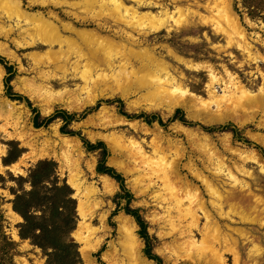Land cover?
<instances>
[{
  "label": "rangeland",
  "instance_id": "rangeland-1",
  "mask_svg": "<svg viewBox=\"0 0 264 264\" xmlns=\"http://www.w3.org/2000/svg\"><path fill=\"white\" fill-rule=\"evenodd\" d=\"M18 1L30 14L39 11L46 13L51 9L67 20L64 7L53 4L42 7L40 3L30 5V0ZM101 1L92 0L90 4L79 7L78 10L87 16L97 14L99 8L96 5ZM160 1L171 8L175 6L173 0ZM183 3L191 7L187 9L188 12L199 8L201 17L198 14L192 17V30L178 35L174 31L168 37L166 30L159 34L151 33L147 38H140L143 42L141 45L155 48L157 55L163 56L166 61L184 71L189 79L190 92L199 99L198 103L195 102V108H207V105L199 103L208 99L205 90L208 72L202 68H186L183 63L172 58L171 53L164 47L166 44L185 59L200 64L211 61L220 72L219 76H224L222 69L225 65L245 86L246 98L261 95L260 86L264 84V76L257 70L254 60H261L260 66L264 71V0H216L214 8H231L232 16L228 22H225V18L218 22L213 20L212 11L205 6L207 0H190ZM197 3L202 6L198 7ZM15 9L18 7L15 6ZM158 10L156 5L142 8V11ZM10 11L14 13L11 15L15 16L16 11ZM184 17L179 16L181 20H185ZM2 19L7 20L5 17ZM234 20L248 37L249 51L228 45L223 36L228 24ZM6 22L14 27L11 35L0 31V66L3 70V89L0 92V264H138L125 242L128 230L133 228L142 244V253L152 264H159V261L147 255L148 244L151 253L161 260L160 264H211L209 260L193 262L191 252L183 249V244L181 247L183 239L178 229H172V224L168 222V214L165 213L168 200L155 193L158 183L149 185L143 180L141 172L145 165L136 161L134 163V160L122 155L118 148L115 151L112 144L116 145L117 140L121 138L136 139L150 155H154L153 150L159 145H171L169 152L167 150L171 159L169 161L176 158V163L180 164L183 170L182 175H192L188 167L190 162L196 164L195 168L205 169L203 164L208 156L200 148L202 141L197 140L195 133L202 136L207 133L210 139H205L211 140L224 158L229 160L227 164L238 161L239 158L238 152L227 149L228 140L235 148L245 150V154L254 153L264 158V143L256 139L264 140V103L246 111L248 114L244 115L243 125L235 119L204 124L191 117L194 109L190 105L172 108L168 100L158 101L149 91L136 88L126 98L121 95V89H114L115 94L101 97L94 104L72 112L59 106L50 108L47 107L46 101H42L46 95L39 87L31 85V93L25 94L17 89L19 84L16 83L18 77L34 76V73L21 69V65L30 70L35 63L31 54L43 52L47 47H22L17 41L22 40L21 36L30 41L36 35L34 24L30 25L26 19L17 17ZM179 24L180 22L177 28ZM97 26V22L89 21L86 27ZM21 32H24L23 35ZM214 44L219 48H214ZM9 54L16 57L11 59ZM57 95L55 94L56 98ZM3 98L15 102L17 107L9 111L2 101ZM234 105V99L228 93L219 103L212 102L209 108L217 117L222 113V109ZM103 109L104 113L98 115ZM39 129L45 132L35 138V130ZM53 129L68 136L76 144L68 147L69 149L55 147ZM190 129L194 135L187 133ZM90 131L99 132L101 136L93 141ZM41 152L44 156L38 155ZM41 162H46L40 168L44 169L47 176L39 179L40 184L34 187L31 175ZM252 165L255 166L252 169L261 175L264 182V174L256 164L252 163L247 167L251 168ZM106 167L113 168L121 179L99 171ZM103 176H107L110 181H105ZM64 183L73 190L71 196L76 200V221L70 231L57 237L62 245L60 249L51 245L44 248L35 243L32 233L22 236L21 233L26 230L25 219L14 206H23L25 199L29 200V194L34 191L39 193L40 197L53 196L56 193L55 185ZM17 195L22 198L17 199ZM47 208L48 205L42 209L33 207L30 213L41 215L43 210L48 211ZM125 216L129 219H125ZM201 217L204 223L205 218L202 215ZM231 218L232 223H229L232 224V230L245 227L252 234L264 233V227L261 228L260 225L240 223L235 214H231ZM37 220H40V217ZM84 220L90 222L94 228L90 239H87L88 231ZM15 233L19 235L18 239ZM145 235H148V240ZM197 237H200V234ZM65 243L73 244L67 246ZM262 245L264 246V241ZM252 246L251 239L243 241L242 259L247 258ZM226 258L227 264H234L232 252H227Z\"/></svg>",
  "mask_w": 264,
  "mask_h": 264
},
{
  "label": "bare ground",
  "instance_id": "bare-ground-1",
  "mask_svg": "<svg viewBox=\"0 0 264 264\" xmlns=\"http://www.w3.org/2000/svg\"><path fill=\"white\" fill-rule=\"evenodd\" d=\"M91 1L30 0V5L40 3L42 7H49L50 4L64 7L67 17L65 20L57 11L51 9L46 13L39 11L30 14L18 0H0V31L11 35L14 26L6 21L14 17L26 19L30 25L34 24L36 35L30 41H26L25 37L21 36L22 40H18L17 43L22 47L26 45H33L36 48L47 47L43 52L31 54L35 63L30 70L21 65V69L34 73V76L18 77L16 83L19 84L17 86L19 91L25 94L31 93V85H35L44 91L46 99L42 101H46L47 107L59 106L72 112L94 104L101 97L115 94V90L121 89V95L126 98L133 93L134 88L145 89L156 96L158 101L168 100L172 108L178 105H190L194 109L191 117L204 124L235 119L237 123L243 125L244 115L248 114L246 111L264 103V84L260 86L261 95L246 98L245 86L225 65L222 69L224 76H219L220 72L211 61L200 64L185 59L166 44L164 47L171 53L172 58L183 63L186 68H202L208 72V82L205 85L208 99L199 103L207 105V108H195L199 99L190 92L189 79L186 78L184 71L179 66L166 61L163 56L157 55L155 48L141 45L140 38H147L151 33L159 34L166 30L168 37L174 31L176 35L191 31L192 17L197 14L201 17V14L199 8L187 11L191 7L183 2L190 0H173L174 8L160 0H111V2L102 0L96 5L99 8L97 14L87 16L78 10ZM215 2L216 0H207L205 5L212 11L213 20L218 22L225 18V22H228L232 16L231 8L229 6L214 8ZM154 5L159 8L157 12L142 11L143 7ZM197 5L202 6L199 3ZM15 6L18 9H15ZM10 9L16 11L15 16L11 15L14 13ZM183 15L186 17L185 20L179 18ZM3 17L7 20L2 19ZM89 21L97 22L98 26L86 27ZM178 22L180 24L177 28ZM17 23L19 25V22ZM78 23L82 25L79 26ZM223 36L228 45L242 48L243 51L250 50L248 37L235 20L228 24ZM192 39L196 40V38ZM214 48L219 47L214 44ZM9 57L12 59L16 56L9 54ZM137 62L138 66H136ZM260 62L261 60H254L257 70L264 76ZM2 89L3 70L0 66V92ZM228 93L234 99L235 105L222 109V113L215 117L209 106L214 101L219 103ZM55 94H59L58 98ZM54 97L56 100H51ZM2 101L9 111L17 107V104L8 98H3ZM105 109L98 115H102ZM53 130L55 147L71 148L76 144L57 129ZM44 132L45 130L41 129L35 130L34 137L38 138ZM191 132L192 129L187 133ZM89 134L93 141L101 136L99 132L90 131ZM114 135L116 137V134ZM195 136L198 141H202L200 148L208 156L205 161L208 164L204 163L205 169H201L195 168L196 164L190 162L188 167L192 175H182L183 170L180 164L176 163V158L169 161L168 152L171 145H159L153 150L154 155H150L143 144L136 139L121 138L117 140L116 145L112 144V147L115 151L116 148L120 149L122 155L131 158L134 163L136 161L145 165L141 176L149 185L158 183L155 193L168 200V206L165 207L168 222L172 224V229H178L183 239L181 245L185 246L181 247L191 252L190 257L193 262L201 263L203 260H209L211 264H227L226 253L232 252L234 264L264 263L262 245L264 233L252 234L245 227L233 230L230 228L231 214L237 215L240 223L264 227V182L261 175L252 169L254 165L251 168L247 167L252 163L256 164L264 174V158L254 153L245 154V150L235 148L228 140L227 149L238 152L239 158L238 161L227 164L229 160L224 158L211 140L205 139H210L207 133L203 134L204 137L196 133ZM256 139L264 143V140ZM38 155L43 154L41 152ZM119 167L122 168L121 165ZM124 171L128 173L127 170ZM103 178L105 181H110L107 176ZM201 215L205 218L204 223ZM84 223L88 231L87 239H90L94 228L90 222L84 220ZM134 229L128 230L125 238L126 247L130 249V254L138 264H152L142 253V244ZM198 234L200 237H197ZM15 237L18 239L19 235L15 233ZM249 239L253 244L252 251L247 254L246 259H242L241 244Z\"/></svg>",
  "mask_w": 264,
  "mask_h": 264
},
{
  "label": "trees",
  "instance_id": "trees-1",
  "mask_svg": "<svg viewBox=\"0 0 264 264\" xmlns=\"http://www.w3.org/2000/svg\"><path fill=\"white\" fill-rule=\"evenodd\" d=\"M44 163L46 162H41L36 170L33 171V175H31L34 187L40 184L39 179L47 176L44 169L40 168ZM99 171L110 173L118 179H121L120 175H117L113 168L106 167L99 169ZM54 190L56 191L55 195H46V197H40L36 191L31 192L29 194L30 199H25L23 206L15 204L14 209L19 211L25 219L26 230L21 233L22 236H27L30 235L29 233H32V237L38 245L44 248L51 245L54 248L60 249L62 245L61 242H58L57 237L72 229L76 221V200L71 196L73 190L66 183L63 185H55ZM21 198L22 196L17 195V199ZM45 205H48V213L45 210H43L41 215L30 213L31 208L42 209ZM39 217L40 220H37ZM145 237L148 240V235H145ZM65 244L71 246L73 243ZM146 253L151 258L155 257L160 264L161 260L151 253L149 244L147 245Z\"/></svg>",
  "mask_w": 264,
  "mask_h": 264
}]
</instances>
